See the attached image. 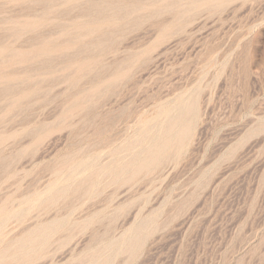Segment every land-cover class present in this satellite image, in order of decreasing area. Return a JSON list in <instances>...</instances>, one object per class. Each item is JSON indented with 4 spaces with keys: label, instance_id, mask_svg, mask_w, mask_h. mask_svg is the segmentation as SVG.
<instances>
[{
    "label": "rangeland",
    "instance_id": "rangeland-1",
    "mask_svg": "<svg viewBox=\"0 0 264 264\" xmlns=\"http://www.w3.org/2000/svg\"><path fill=\"white\" fill-rule=\"evenodd\" d=\"M0 264H264V0H0Z\"/></svg>",
    "mask_w": 264,
    "mask_h": 264
}]
</instances>
